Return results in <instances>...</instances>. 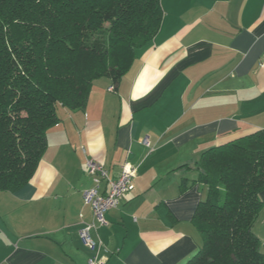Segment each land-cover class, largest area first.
Wrapping results in <instances>:
<instances>
[{"label": "crops", "instance_id": "crops-1", "mask_svg": "<svg viewBox=\"0 0 264 264\" xmlns=\"http://www.w3.org/2000/svg\"><path fill=\"white\" fill-rule=\"evenodd\" d=\"M161 6L157 36L122 79L96 80L84 110L60 107L30 182L0 191V264H88L78 232L94 220L83 198L91 159L112 179L126 163L138 168L97 230L106 264H188L200 251L204 154L264 130V0ZM261 199L254 233L264 253Z\"/></svg>", "mask_w": 264, "mask_h": 264}, {"label": "trees", "instance_id": "trees-1", "mask_svg": "<svg viewBox=\"0 0 264 264\" xmlns=\"http://www.w3.org/2000/svg\"><path fill=\"white\" fill-rule=\"evenodd\" d=\"M163 16L161 0H0V191L30 182L58 109L84 110L102 77L118 83ZM198 171L208 196L193 220L202 247L188 264H264L254 233L264 130L207 151Z\"/></svg>", "mask_w": 264, "mask_h": 264}, {"label": "built area", "instance_id": "built-area-1", "mask_svg": "<svg viewBox=\"0 0 264 264\" xmlns=\"http://www.w3.org/2000/svg\"><path fill=\"white\" fill-rule=\"evenodd\" d=\"M87 168L94 186L84 191L83 198L85 204L92 208L94 220L91 223H84L78 233L83 246L91 252L88 264H106V257L100 256L104 244L96 237V233L100 226L107 224L106 213L117 208L124 195L134 189L133 181L138 168L126 163L122 166L121 174L116 179L109 177L101 162L91 159L87 163ZM103 182H106L108 186L106 193L100 191Z\"/></svg>", "mask_w": 264, "mask_h": 264}]
</instances>
